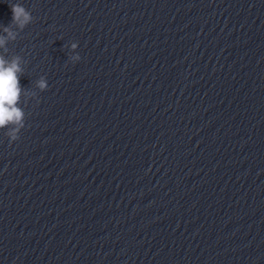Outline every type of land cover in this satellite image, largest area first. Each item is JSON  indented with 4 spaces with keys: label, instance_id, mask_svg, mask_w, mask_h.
Wrapping results in <instances>:
<instances>
[{
    "label": "water",
    "instance_id": "95a60500",
    "mask_svg": "<svg viewBox=\"0 0 264 264\" xmlns=\"http://www.w3.org/2000/svg\"><path fill=\"white\" fill-rule=\"evenodd\" d=\"M0 36V264H264V0H0Z\"/></svg>",
    "mask_w": 264,
    "mask_h": 264
},
{
    "label": "clouds",
    "instance_id": "9594fccd",
    "mask_svg": "<svg viewBox=\"0 0 264 264\" xmlns=\"http://www.w3.org/2000/svg\"><path fill=\"white\" fill-rule=\"evenodd\" d=\"M10 9L12 13L11 22L8 26H4L2 30L7 37L14 39V35L10 31L11 27L16 26L23 29L31 22L32 16L20 4H11ZM4 43L5 36H0V47ZM75 46L73 45L72 47ZM20 74H22V69L20 67L19 57H14L10 62L0 57V128L8 124L19 125L18 128L14 129L16 132L24 126V113L17 107L21 95V88L19 86ZM37 86L43 90L46 87V82L41 79L37 82ZM16 138L15 135L11 136L12 140Z\"/></svg>",
    "mask_w": 264,
    "mask_h": 264
}]
</instances>
